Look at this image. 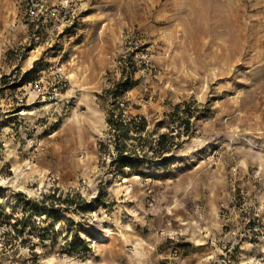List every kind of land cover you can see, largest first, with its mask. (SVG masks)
I'll use <instances>...</instances> for the list:
<instances>
[{"label": "rangeland", "instance_id": "rangeland-1", "mask_svg": "<svg viewBox=\"0 0 264 264\" xmlns=\"http://www.w3.org/2000/svg\"><path fill=\"white\" fill-rule=\"evenodd\" d=\"M43 3L31 21L21 0H0V264H264V0ZM127 52L135 71L116 101L125 117L142 116L151 138L192 119L165 166L123 178L110 163L105 92ZM57 68L66 87L34 99L25 84L43 77L50 92ZM18 193L85 204L42 244L10 226ZM75 226L87 251L69 255Z\"/></svg>", "mask_w": 264, "mask_h": 264}, {"label": "trees", "instance_id": "trees-1", "mask_svg": "<svg viewBox=\"0 0 264 264\" xmlns=\"http://www.w3.org/2000/svg\"><path fill=\"white\" fill-rule=\"evenodd\" d=\"M119 64L121 65V77L114 82L110 90L105 92L106 97L112 102L107 110L106 123L107 133L113 148V152L109 154L110 163L115 166L112 170L124 178L131 173L141 175L140 167L149 163L163 162L165 166L172 150L180 146L181 142H177L176 139L182 134L183 136L189 135L192 116L186 114L185 118H180L182 130L161 133L156 138H151L146 131V120L142 116L125 117L124 104H116L117 98L131 87L135 71L133 54L127 52L126 55L121 56ZM179 109L180 105H176L174 116L177 119ZM100 144L103 145L102 142ZM95 199L99 204L101 201L100 192ZM84 204L80 194L70 198L52 193L43 194L39 199H28L22 193H18L15 208L19 209L20 216H16L14 222H10V226L17 238L22 239L25 236L36 235L40 243L43 244L46 241H51V237L55 234V223L62 219L61 216L65 212L71 209H80ZM36 218H41L39 222L48 224V227L37 228L34 224ZM51 244L53 245L54 241ZM64 245L63 249L69 255H79L87 251V242L81 236V228L75 226L74 230L69 233V239H66Z\"/></svg>", "mask_w": 264, "mask_h": 264}, {"label": "built area", "instance_id": "built-area-1", "mask_svg": "<svg viewBox=\"0 0 264 264\" xmlns=\"http://www.w3.org/2000/svg\"><path fill=\"white\" fill-rule=\"evenodd\" d=\"M24 3V13L25 16L31 20L36 21L43 15H45V8L43 0H21ZM22 70L14 69L11 73L7 75L8 80L11 82L18 83L20 81V78L23 75ZM65 76L63 75V72L60 68H57L54 72V81L56 86H54L50 92H45V86L43 85V77L33 80L30 83H26V86H29V89L31 92H35L39 97H50L54 98L58 95L59 90H62L66 87V80ZM19 80V81H18ZM23 87V86H22ZM24 88V87H23ZM18 105H22L23 97L16 96Z\"/></svg>", "mask_w": 264, "mask_h": 264}, {"label": "crops", "instance_id": "crops-1", "mask_svg": "<svg viewBox=\"0 0 264 264\" xmlns=\"http://www.w3.org/2000/svg\"><path fill=\"white\" fill-rule=\"evenodd\" d=\"M33 52H34V50H33ZM30 53V52H29ZM29 53H28V55H29ZM31 57V56H30ZM37 59V56H33V58L30 60L31 62H34L35 60ZM31 62H29V63H31ZM29 63H27V64H29ZM32 65V64H31ZM31 65H28V66H26V68L25 69H29L30 67H32ZM40 73H44V71H40ZM1 76V75H0ZM5 87H6V85H1L0 86V89H1V91H0V99H1V101H4V100H7V91L9 90V89H5ZM15 87H17V86H15ZM3 89H5V90H3ZM13 91H10L9 92V94L11 95L12 94V92H16L17 90H18V88H14V89H12ZM27 90H29L30 91V89L28 88ZM28 92V91H27ZM32 95H33V97H34V99H38L39 100V102L40 101H42V100H40L39 99V96L35 93V92H32ZM13 115V114H12Z\"/></svg>", "mask_w": 264, "mask_h": 264}]
</instances>
